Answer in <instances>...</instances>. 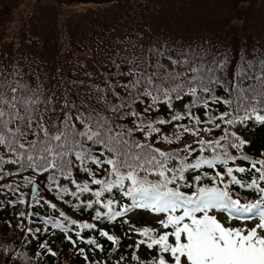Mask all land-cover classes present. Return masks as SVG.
<instances>
[{
	"label": "snow or ice",
	"instance_id": "1",
	"mask_svg": "<svg viewBox=\"0 0 264 264\" xmlns=\"http://www.w3.org/2000/svg\"><path fill=\"white\" fill-rule=\"evenodd\" d=\"M101 68L0 72V264H57V237L82 264H264V48L140 34Z\"/></svg>",
	"mask_w": 264,
	"mask_h": 264
},
{
	"label": "trees",
	"instance_id": "2",
	"mask_svg": "<svg viewBox=\"0 0 264 264\" xmlns=\"http://www.w3.org/2000/svg\"><path fill=\"white\" fill-rule=\"evenodd\" d=\"M70 3L88 6L64 16L60 5ZM140 34L264 48V0H0V72L22 66L45 87L58 80L87 84L88 74L103 71L118 45ZM255 135L264 140V132ZM5 215L0 214V243L16 239V221L8 227ZM135 219L150 222L143 214ZM52 246L61 250L57 264H82L58 237Z\"/></svg>",
	"mask_w": 264,
	"mask_h": 264
},
{
	"label": "rangeland",
	"instance_id": "3",
	"mask_svg": "<svg viewBox=\"0 0 264 264\" xmlns=\"http://www.w3.org/2000/svg\"><path fill=\"white\" fill-rule=\"evenodd\" d=\"M87 6H88L87 3H70V4L60 5L64 16L71 15L73 12L78 10H83ZM138 216L139 215H137L136 217L138 218Z\"/></svg>",
	"mask_w": 264,
	"mask_h": 264
}]
</instances>
